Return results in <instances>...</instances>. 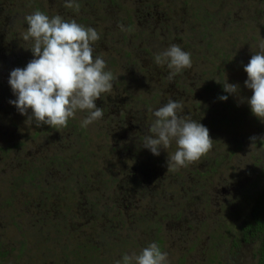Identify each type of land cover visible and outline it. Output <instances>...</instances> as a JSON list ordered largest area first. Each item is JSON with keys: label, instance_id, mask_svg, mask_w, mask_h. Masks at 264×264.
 <instances>
[{"label": "rangeland", "instance_id": "rangeland-1", "mask_svg": "<svg viewBox=\"0 0 264 264\" xmlns=\"http://www.w3.org/2000/svg\"><path fill=\"white\" fill-rule=\"evenodd\" d=\"M216 1L219 0H206V2L204 0H75L79 5L77 9L66 7L68 0H7L8 8H16L7 15L5 24L17 32L14 44L20 43L22 49L14 48L9 53L8 59L1 57L0 67L5 69L7 61L13 66L15 60L13 56L22 63L21 68L34 58L30 50L32 41L23 39L28 27L25 20L27 15L37 10L49 17L63 15L62 18L67 21L75 20L98 32L100 39L92 45L97 47L94 49V55L105 60V71H111L114 76L112 90L102 95L113 99L117 96V99L123 102L122 108H119L121 107L119 104L116 106L117 109L113 107L110 117L98 119L87 127L82 126V121L87 117L88 111L77 110L75 116L69 118L67 127L52 128L45 125L42 126L43 131H51L42 134L37 130V128L42 130L41 127L36 128L34 124L26 122L27 116L21 115L17 108L9 103L10 100L16 99L8 83L10 74L3 75V78L0 75V79H3V89L0 93L6 96L0 98V110L3 111L0 113V125L7 120L17 126L12 128V133L0 128V219L5 224L1 228V238L5 241L4 245L8 242L10 247L15 249L19 247L18 242L27 234L35 237L29 241L30 248L24 249L23 256L17 258L18 264H60L62 261L66 264L65 261L69 263L70 260L71 264L113 263L111 257H104L100 252L83 251L85 246L79 249L78 243L82 242V237L84 240L87 234H92L91 232L73 233L71 239L67 225L57 227L53 219L55 215L52 214L55 210L53 194L59 196L58 190L64 191L66 188L67 193L64 192V195L72 196L68 203H64L68 196L59 197L63 207L68 208V210L61 206L59 208L63 211V217H60L65 221L63 223L83 222L80 217L74 220L77 213L74 200H80L84 193V195L88 194L89 201H98L93 209L97 213L105 214L103 223L112 225L115 220L114 215L121 210L116 211L113 204V201H118L117 197H120L123 191L121 171L127 169L130 172L133 170L130 168L135 165L132 161L126 162V167H123V162L131 155V151L120 147L121 157L111 150L117 143V136L119 134L122 139V127L133 126L134 117L138 113L141 118L139 123L151 125V121L155 120L154 111L165 102L162 94H175L177 90L186 92L182 96L187 100L181 102L183 106L181 112L192 115L194 120L209 129L213 148L195 164L178 168L179 172L189 168L191 172L200 173L208 168L210 175L206 179H201L197 183L187 179L188 181L180 183L178 187L173 186L170 189L172 195L167 198L171 202L170 209L177 207L178 212L181 209L186 220L184 231L188 227L191 228L189 236L186 237L187 242L181 241L182 245L176 253L185 254L191 245L192 249L187 255L185 264H204L206 255L202 252L205 248V239L209 235L211 251L209 248L207 253L210 252L211 258L208 263L257 264V260L253 257L255 247L253 244H240L235 247L231 242L234 238L242 239L239 229L252 209V194L259 192L264 185V121L252 114L247 103V99L251 98L252 90L245 87L244 83L247 80L245 63L247 62V65L252 55L260 51L258 40L264 35L261 30L264 27V0H230L229 3H238L243 11L238 12L233 6L234 10L227 20L216 23L218 35L211 26L212 17L204 12V9L215 12ZM155 6L158 11L155 10ZM192 7H195L192 10L194 22L188 17ZM171 9L174 18L179 22L177 27L166 22L168 18L161 14L171 13ZM224 9L226 14L227 8ZM176 10L179 11V15ZM178 35L180 37L176 38L175 36ZM166 39L174 40L182 50L190 52L192 60L191 68L181 70L177 74L179 79L174 78L171 81L168 79L171 70L167 67V63L155 62L156 55L172 45L162 43ZM146 50L151 54L148 59L141 54ZM152 59L159 66L161 73L167 72L166 81L154 79L157 75L159 78V72L155 70L149 72V62ZM163 69L166 71L164 72ZM226 82L239 85L238 94L224 92L223 83ZM172 85L174 86L171 87ZM224 95L228 96V99L220 100L219 97ZM105 100L100 97L101 102ZM97 101L95 103L100 108L102 104ZM145 109L150 111L147 112ZM28 114L31 115V110ZM118 125L121 126L120 129ZM144 130L145 128H141L140 132ZM36 131L38 133L34 142L33 136ZM64 131L70 133L73 142L72 151L68 150L65 140L62 147L66 148L62 149L60 154L58 151L61 146L55 145L56 143L52 146V151L58 153L60 157L48 166L47 172L46 169L44 170V174L46 172L48 177L43 175L36 179L37 176H34L31 170L24 172L22 176L23 165L32 169L34 166L30 165L33 157L42 158L44 155V153L40 155L35 153L36 145L51 144L55 140L63 139ZM149 134L151 133L147 132V135ZM128 136L131 139L127 147H131L134 153L138 151L137 156L142 160L144 155L141 147L144 145V140L136 139L137 135L131 131ZM252 137H256L254 144ZM176 149L177 145L172 141L168 148L160 150L159 156L153 155L149 150L150 158L162 159L164 156L167 160ZM2 153L6 154L2 155ZM43 160L42 158L41 161ZM88 174L90 177L85 178ZM22 177L24 180L21 179ZM32 178L35 180L31 181ZM231 183L236 185V189ZM227 185L232 186L227 187ZM75 190L77 191L73 195L72 191ZM80 190L82 195L79 193ZM176 204L177 206H171ZM38 208L45 210L48 215L45 219H39L36 224ZM138 209L118 214L128 225L121 235L132 236V233L139 235L143 230H147L143 222L144 227L141 225L142 219H140L145 210ZM50 213L53 216H50ZM33 221L36 226L32 224ZM84 224L89 226V223ZM89 228L94 229L89 226L85 230ZM224 228H228L230 232L226 233ZM167 232L172 240L176 238L172 230ZM220 240L223 242L218 245ZM8 249L5 252L9 253ZM75 254L76 258L72 259ZM14 255L4 256L3 263L14 264ZM213 255L217 256L213 257ZM175 256L178 255L174 253L171 257H167L169 262L174 261Z\"/></svg>", "mask_w": 264, "mask_h": 264}, {"label": "clouds", "instance_id": "clouds-1", "mask_svg": "<svg viewBox=\"0 0 264 264\" xmlns=\"http://www.w3.org/2000/svg\"><path fill=\"white\" fill-rule=\"evenodd\" d=\"M68 8H79L75 0H68ZM27 31L24 41H32L30 48L33 59L23 68L10 72L8 83L16 99L14 105L21 115L27 116L26 122L36 127H67L69 118L77 110H87L88 115L82 121L87 127L103 118V109L96 101L101 95L113 88L114 76L105 71L106 62L94 57L93 43L100 39L92 27H85L75 20L67 21L59 15L49 17L37 10L25 17ZM123 30V26H121ZM260 51L252 55L244 67L247 73L245 87L252 90L247 103L251 112L264 121V38L259 42ZM157 64L167 63L171 70V81L183 69L191 68V53L173 44L155 57ZM223 90L229 94H238L239 85L223 83ZM226 101L228 96H220ZM182 104L169 99L153 115L155 121L149 135L144 138L143 147L155 155L175 141L177 149L167 158L168 168L186 167L200 160L213 148L209 129L189 116L181 115ZM31 110V115H29ZM253 144L256 137L251 138ZM116 264H168L167 253L162 252L156 243H151L137 255H124Z\"/></svg>", "mask_w": 264, "mask_h": 264}, {"label": "flooded vegetation", "instance_id": "flooded-vegetation-1", "mask_svg": "<svg viewBox=\"0 0 264 264\" xmlns=\"http://www.w3.org/2000/svg\"><path fill=\"white\" fill-rule=\"evenodd\" d=\"M202 1V0H201ZM206 2V0H204ZM230 0H219L216 1L215 4V8L217 10H214L215 12H208L206 9H204V12L207 14L209 13L210 16L213 19V23L211 24V26L214 28L215 32L218 35V26L216 25L217 22H224L222 20H227V17L230 16L231 12H233L234 8L233 6H235V9L238 12H242L243 8L240 7V5L238 3H229ZM246 1V0H245ZM249 1V0H248ZM251 1V0H250ZM254 1V0H252ZM256 1H262V0H256ZM229 7V8H228ZM14 8H8V3L7 0H0V58L1 57H5L6 59L9 58V53L14 49H22V46L19 44H14L16 43V38L15 36H17V32L8 28V26H6L5 24V20L7 19V15L11 14V12L15 9ZM195 7L191 8V12L190 15H188V17H190L193 22H194V17L192 15V10ZM227 8V12L225 14V9ZM155 10L158 11L156 9L155 6ZM178 15H179V11L176 10ZM160 13V12H159ZM264 13V11H263ZM161 14H164V16H166V18H168V20L166 22H169L171 26H179V22L174 18V15L172 14V9H171V13H166V12H162ZM61 17L63 15H60ZM64 18H66V16H64ZM226 18V19H225ZM165 23V22H164ZM163 23V24H164ZM141 24V23H139ZM162 24V25H163ZM162 25H160V27H162ZM6 26V28H5ZM145 26V25H143ZM147 27V26H145ZM149 28V27H147ZM159 27H157L158 29ZM261 30L263 31L262 34H264V27L261 28ZM13 34V35H12ZM180 37L178 36H175ZM211 37V36H210ZM209 38V35H208ZM264 38V35H263ZM208 41L210 40L207 39ZM261 40V36L259 37V40ZM164 44L169 45V44H175L174 40H169L166 39V41L163 40ZM93 49H96V46H92ZM99 51V50H98ZM142 55L146 56V59H148L151 54L149 53V50H146V52L141 53ZM94 55V52H93ZM15 58L14 60V65H12V63L9 61H7V66H5V69H3L2 67H0V75H7L10 74V69L11 71L17 67L21 68L22 63L18 62V58L13 56ZM94 57H97L96 55H94ZM153 58V57H152ZM247 63V62H246ZM245 63V66H246ZM1 65V64H0ZM150 65V70L149 72H151V70H155V72H159L160 76L158 78H154L156 80H160V81H166V74L167 72L166 69H163V71L165 73H161L160 72V68L159 66L154 62V59H152V61L149 62ZM11 66V67H10ZM0 79V92L3 89V79ZM176 79H179V77L176 76L174 77ZM174 85H172L171 87H173ZM176 94V95H175ZM175 94L172 93H164L162 94V96L164 97V103H167L169 99H173L176 100L178 102H183L186 101L187 99H184L182 96L186 94V92L183 91H175ZM4 97H6L3 93H0V98L3 99ZM101 97H103V99H106L105 102H101L100 99L99 102L100 104H102L100 106V108L103 109V118H108L111 116V111L113 109V107L116 108L117 104H119L122 108L123 102H121V100L117 99V96L113 98L110 97H106L105 95H101ZM159 97V95H157V98ZM109 101V102H108ZM98 102V101H97ZM113 103V104H110ZM163 104H161L160 106H162ZM145 111L149 112L150 110L145 109ZM3 111L0 110V113H2ZM181 115L184 116H189L192 118V115L187 114V113H180ZM144 118H146V116H144ZM134 122L135 124L133 126H131L130 128L127 127H122V139L120 137V135L118 134L117 136V143L113 146L114 148H112L111 150L115 153H117L119 156L122 157V155L120 154V147L125 148L127 151H131V155L128 157V159H126V161L124 160L123 162V167L125 168V164L126 162H135V165L130 168L133 169L130 172L127 171V169H125L124 171H121V177L123 178V181L121 182L123 185L121 186V189L123 190L120 197L118 198L117 202L113 201V204L115 206L116 211L121 209L120 211H117L118 214H121L122 212L126 213L128 211H134L135 208H143L145 210L144 213L141 214L140 219H142L141 221V225L144 223L145 227L147 228V230H143L142 232L138 234H134L133 235H121L122 232L124 231L123 229L125 227H127L128 225L124 223V219H122V216H118V214L114 215V222L112 225H107L105 223H103V220L105 218V214L103 212H95V210L93 209L94 206L98 203L97 200L93 201H89L88 200V194L87 195H82L81 190L79 191V193L82 195L81 199L76 201L74 200V207L77 211V213L75 214V218H74V214H73V218L74 220H78L79 217L82 218L81 221L83 222H79V223H72L68 222V223H63L65 221H62L60 219V217H63V211L60 208L63 207L62 203H61V199L59 197L62 198V196L64 195V192L67 193V189L65 188L64 191L62 189L58 190V194L59 196H54V203H55V210L52 211V214L55 215L53 216L50 213V216H53V219L56 222V225L58 228L63 227L64 225H67L68 229H69V235H71V239L73 238V233L78 234L81 233V231H89L92 234H87L83 240L82 237V245L79 244V249H83V247L85 246V248L83 249V251L89 252L90 250H95L96 253L100 252L103 254V256H108L112 258V264H116V261H121L122 262V258L124 255H131L133 252H135L137 255L140 254L141 250L144 249L145 247H147L149 244L151 243H156L162 252H166L167 253V257H171L172 255H178L175 256L174 261L172 260V262H169L168 260V264H185L186 260H187V255L190 253L192 247L190 245V248L187 249V251L185 252V254H177L176 251L178 252L179 250V246L182 245L181 241L187 242L186 237L189 236L191 228L188 227L186 229V231H184L185 226H186V220L183 217V211L181 209L180 212H178V209H176L177 207H175L174 209H170V201L167 200L169 195H172V192L170 191V189H172L173 186H179L180 183H183L185 181H188L187 179L191 180L193 183H197L199 182L201 179H206L207 176H209V169L206 168L204 169L203 172H191V169L187 168L185 171L182 170L181 172L178 171V168H168L167 169V160L164 159V156H162V159L157 158L155 159L154 157L150 158V154L149 150L146 148L141 147V150L143 152L144 158L142 160H140L138 158L137 155L138 151H136V153H134L129 147H127L128 141L131 139L130 136H128V134L131 132L135 133L137 135L136 139L143 141L145 136L147 135V132H150V128L152 126V124L154 123V121H151V125H144L140 122V117H139V113L138 115H136L134 117ZM193 119V118H192ZM199 119V118H197ZM200 120V119H199ZM16 126V124H10L7 120L3 121V125H0V128H4L6 130V132L8 131L9 133H12V128ZM17 127V126H16ZM120 125H118V128L120 129ZM37 128V127H36ZM42 128V127H41ZM141 128H145V130L143 132H140ZM37 130L42 133H48L51 130L47 131H43L37 128ZM38 131H36L34 133L33 136V141L35 142V137L37 136ZM63 139H58L55 140L54 143H39L36 145V149H35V153L40 155L42 153H44L43 155V161H41L42 158H37V156L33 157V162L31 163L30 166H34L32 169L26 168L23 165V169L24 171H22V176L24 175V172L31 170L32 174L34 176H37L36 179L40 178L39 176H46V172L48 170V166H50L55 160L56 158L59 159L60 157V153L63 151L62 149L65 150L66 147H62V143L65 140L66 144H68V150L72 151L71 148H73V142L71 141V137H70V133H67L66 131L63 132ZM60 138V137H59ZM69 140L71 142H69ZM59 141V142H58ZM119 142V143H118ZM56 143V144H55ZM24 144V143H22ZM22 144H18V145H22ZM60 145L61 148L59 149V154L52 151V146L53 145ZM17 145V146H18ZM118 145V146H117ZM15 146V147H17ZM117 146V148H115ZM1 150V149H0ZM1 152V151H0ZM6 153H2V155H4ZM42 156V155H41ZM78 156V155H77ZM145 156H147L145 158ZM79 157V156H78ZM127 158V157H126ZM39 161H41V163L39 164ZM36 163V164H35ZM193 164H195V162H193ZM22 169V170H23ZM46 169V172L44 174V170ZM208 169V170H207ZM204 173V174H203ZM58 176V174H57ZM86 177H90L89 174L85 175ZM22 180H24V178H21ZM47 178H45L46 180ZM55 179V178H54ZM35 178H32L31 181H34ZM69 181H73L70 180ZM26 182V181H25ZM24 182V183H25ZM233 184V183H231ZM234 185V184H233ZM232 186V185H227V187ZM127 187L129 189H127ZM236 189V185L232 186ZM263 187V186H262ZM261 187V189H262ZM260 189V190H261ZM233 190V188L231 189ZM57 191V190H56ZM75 191L73 192V195H75ZM64 196H68L66 198V201L64 203H68L69 201H71L70 199H72L71 195H64ZM116 198V199H117ZM256 198V194L254 193V195L252 194V202L254 204ZM115 199V201H116ZM59 200V202L57 201ZM168 203H166V202ZM7 204V203H6ZM171 206H177L176 205H171ZM253 207V205H252ZM58 209V210H56ZM63 209L68 210V208L63 207ZM138 209V210H139ZM136 210V212L138 211ZM38 215L36 216V224L38 222L39 219H45L46 215H48V213L41 209L38 208ZM69 212L71 213L72 211L69 208ZM88 212V213H87ZM97 213V215L95 214ZM228 213V211H227ZM251 214H252V209L250 210L249 216L247 217V219H245V221L243 222V224L240 227V233L242 239H232L231 244H234V246L236 247L237 245L240 244H253L255 247L253 249V257L258 261V258L256 256V251L258 249V244L255 241V239L251 236L247 235V231H245L247 229V224L248 222L251 220ZM1 216V215H0ZM180 219H182L180 221ZM52 221V220H50ZM143 222V223H142ZM84 223H89V226L94 227L93 228H89L87 229L89 226L87 224ZM32 224L34 226L35 222L33 221ZM64 224V225H63ZM70 224V225H69ZM140 224V223H137ZM3 224L1 222L0 219V260L1 263L0 264H8V263H3L2 258L4 256L8 257V256H13L14 255V264H18L17 263V258H20L23 256V250L24 249H29L30 248V242L31 240H33V238L35 237H31L30 234H27V236H25V238H23L22 241L18 242L19 247L13 249L12 247H10V244L7 242L5 245V241L2 240L1 238V228L3 227ZM143 226V225H142ZM66 227V228H67ZM144 227V226H143ZM229 228V227H228ZM228 228H224V231H226V233H229V229ZM167 230H172L173 236L176 235V238L172 240V238H170V235L168 234ZM30 238V239H28ZM69 238V240H70ZM222 238L224 239L223 235ZM2 240V241H1ZM107 243H106V241ZM68 241V240H67ZM211 237L208 235V237H206L205 239V248H203V252L202 254L206 255V259L204 260V264H211L208 263V260H210L211 256H210V252L207 253L208 249L210 248L211 251ZM4 242V243H3ZM223 241L220 240L219 244L220 245ZM28 243V244H27ZM178 246V247H177ZM177 247V248H176ZM9 248V253L5 252L6 249ZM184 249V248H182ZM12 250V252H11ZM18 250V251H17ZM16 251V253H14ZM116 251V253H115ZM5 252V253H4ZM187 253V254H186ZM117 255V257H116ZM85 256V255H84ZM217 255H213V257H216ZM73 258H76V254L74 255ZM214 259V258H212ZM215 260V259H214ZM66 264H71V260L69 261V263L67 261H65ZM12 264V263H10ZM52 264V263H51ZM60 264H65L63 263V261ZM109 264V263H108ZM213 264V263H212ZM258 264V262H257Z\"/></svg>", "mask_w": 264, "mask_h": 264}, {"label": "trees", "instance_id": "trees-1", "mask_svg": "<svg viewBox=\"0 0 264 264\" xmlns=\"http://www.w3.org/2000/svg\"><path fill=\"white\" fill-rule=\"evenodd\" d=\"M246 226L247 235L253 237L258 244L256 251L257 262L258 264H264V185L256 193L251 220Z\"/></svg>", "mask_w": 264, "mask_h": 264}]
</instances>
